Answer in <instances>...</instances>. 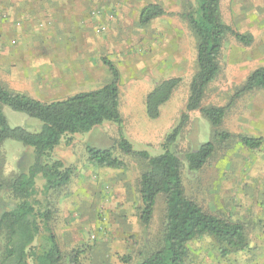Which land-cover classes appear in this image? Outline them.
<instances>
[{
    "label": "rangeland",
    "instance_id": "rangeland-1",
    "mask_svg": "<svg viewBox=\"0 0 264 264\" xmlns=\"http://www.w3.org/2000/svg\"><path fill=\"white\" fill-rule=\"evenodd\" d=\"M65 1H78L83 8L77 33L43 13L49 10L46 3L44 9L31 4L32 14L26 7H0V83L40 101L61 100L109 83L111 74L103 60L110 61L119 72L121 135L133 148L152 156L161 154L166 135L187 114L188 120L172 148L182 161L185 195L205 212L231 221H236L234 215L222 207L224 198L227 205L230 187L245 202V214L237 221L245 225L248 248L222 257L215 241H194L189 244L185 264H264V146L252 151L243 146L237 148L239 141L231 142L228 149L217 150L215 158L197 172L188 171L185 162V154L213 135L210 124L198 111L186 112L189 85L196 72V39L186 14L195 0ZM150 4L161 6L167 15L142 26L139 13ZM219 8L224 24L241 34L260 38L248 46L238 43L230 34L222 41L220 72L207 87L202 105H229L219 127V131H229L245 125L238 122L237 112L249 114L252 101L259 111H264V91L232 100L259 64L264 0H220ZM169 78H181V83L160 108L159 117L150 120L145 111V96ZM2 114L10 127L29 132H37L41 127L38 120L8 107L2 108ZM119 139L116 125L108 122L86 134L65 136L53 150L52 158L71 168L69 184L44 194V180L36 179L33 204L37 211L51 213L48 227L64 253L62 264H68L71 253L79 247L83 261L91 260L89 264H137L162 246L165 198H157L152 220L145 229L139 219V181L147 163L139 157L124 155L117 147ZM87 147L110 149L124 166L90 164ZM34 158L33 149L6 140L0 147L1 179L9 180L26 172ZM220 175L235 176L239 183H220ZM211 179L218 182L211 183ZM14 204L13 196L3 190L0 212L9 211ZM71 221L76 222L71 225ZM45 235L37 237L36 246L44 243ZM1 246L0 241V249Z\"/></svg>",
    "mask_w": 264,
    "mask_h": 264
},
{
    "label": "trees",
    "instance_id": "trees-1",
    "mask_svg": "<svg viewBox=\"0 0 264 264\" xmlns=\"http://www.w3.org/2000/svg\"><path fill=\"white\" fill-rule=\"evenodd\" d=\"M219 3L220 0H195L186 14L196 39V72L190 81L186 112L198 111L213 129L209 141L185 154L190 172L200 171L215 158L217 150L228 149L231 142L239 141L243 147L251 150L262 144L260 138L219 131L229 105H202L207 87L220 72L218 57L225 36L232 35L244 46L253 42L251 35L241 34L222 22ZM166 14L161 6L150 4L141 9L139 24L145 26ZM103 63L111 74L109 83L95 90L79 92L51 102H42L26 94L13 92L0 83V147L6 140H14L33 149L35 154L34 162L26 172L9 180H3L0 176V193L8 191L15 201L9 211L3 209L0 212V264H62L64 253L48 227L51 213L37 211L33 204L35 182L37 178L44 180V194L67 186L71 180V168L54 160L53 150L65 136L89 133L104 122L116 125L120 135L117 147L124 155L139 157L147 163L139 181L142 202L139 219L145 229L152 220L157 198H165L162 246L137 264H185L189 244L202 239L215 241L222 257L246 250L248 238L243 223L207 213L185 195L181 177L182 161L172 148L188 115H183L180 123L166 135L161 154L152 156L147 151L135 150L121 135L123 121L119 111V72L110 61L103 60ZM180 83L181 78H169L156 84L147 93L144 104L150 120L159 117L160 108L170 100ZM256 91H264V68L261 67L249 73L232 100ZM3 107L38 120L41 124L39 131L29 132L21 127H10L2 114ZM86 151L90 164L107 168L124 166L110 149L87 147ZM41 234H46L42 239L44 243L36 246V239ZM82 256V249L75 248L68 264H82Z\"/></svg>",
    "mask_w": 264,
    "mask_h": 264
},
{
    "label": "crops",
    "instance_id": "crops-1",
    "mask_svg": "<svg viewBox=\"0 0 264 264\" xmlns=\"http://www.w3.org/2000/svg\"><path fill=\"white\" fill-rule=\"evenodd\" d=\"M10 3L12 5H10ZM45 3L47 4L49 10L48 11L44 10L43 13H47L50 16L54 17L56 19V21H60L59 23L61 25L64 24L65 25L64 27L66 29H68V30L71 29V32L77 33V32L80 31V29H81V23L80 22H81V18H82L81 13H83V8L79 4L78 1H65V0H0V7L1 8H6V7H10V6L11 7L13 6V8L26 7V8H28V10L32 14L33 13V9H34L33 7H36V8L41 7L42 9H44L45 8ZM31 4H33V7L31 6ZM166 15H164V16H166ZM161 17H163V16H161ZM54 23H55V21H54ZM252 37H253V42L254 43H255V40L260 39V38L255 37V36H252ZM261 40H262V42L259 43V46H260L259 47V58H258V63L259 64H258V67H256L255 69L260 68V67L264 68V34L262 35ZM255 69H253V70H255ZM82 92H85V91H82ZM256 92H258V91H256ZM42 102H44V101H42ZM256 106H257L256 102L252 101L249 104V109H251V110H249V114L245 113L244 115H240V113L237 112V117H238L237 120H238V122L242 121L241 123H244L245 125L244 126L237 125L236 128H234V129L232 128L228 132L231 133V134H234V135H242V136H246V137H250V138H260V139H262V144L260 145V147H261V146H264V111H262V110L259 111L256 108ZM240 146H242V145L240 144L239 146H237V148H240ZM260 147L255 149V150H259ZM255 150H252V151H255ZM219 178H220V183H225V184L231 183L232 184V182H233L232 180H237V182L239 183L238 179L235 176H231L230 177V176H227V175L226 176L220 175ZM210 182L213 183V182H218V181H215V180L211 179ZM231 188L232 187H230V189ZM230 189H229V191H227V194H226L227 195V199H228L226 201L227 205H225L226 203H224V199H225L224 198V199H222V207H226L227 212L230 213V214L232 213L231 216L234 215L235 220L237 221L238 217H241V215L243 216L245 214L244 213V210H245L244 204H245V202L243 201V199L241 200L239 198V194L240 193L238 191L233 192V191H230ZM224 196H225V194H224ZM247 209L249 210V208H247ZM247 214H248V211H247ZM75 222L76 221H74V222L71 221L70 224L74 225L73 223H75ZM90 262H91V260L88 261V262L87 261L86 262L83 261L82 264H89ZM92 264H96V263H94L92 261Z\"/></svg>",
    "mask_w": 264,
    "mask_h": 264
}]
</instances>
